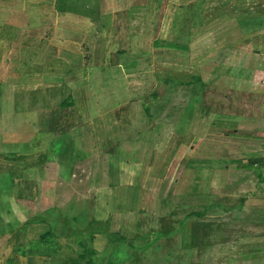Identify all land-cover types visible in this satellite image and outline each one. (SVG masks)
<instances>
[{"label": "crops", "instance_id": "crops-1", "mask_svg": "<svg viewBox=\"0 0 264 264\" xmlns=\"http://www.w3.org/2000/svg\"><path fill=\"white\" fill-rule=\"evenodd\" d=\"M230 11L231 22L250 29L243 39L259 40V50L250 41L244 51L215 41L198 43L209 18ZM253 27L258 30L251 31ZM146 33L151 36L148 47L143 44ZM166 44L188 48L191 69H181L191 74L178 68V76L166 74L162 64L182 52ZM262 60L264 0H0V218H5L0 219V264L17 257L11 249L17 234L30 244L29 219L39 218L37 226L49 223L58 231L65 225L69 231L77 216L92 215V200L122 184L120 164L132 165L129 158L117 160L125 146L139 152L137 170L155 166L158 158L170 162L169 168L181 167L175 181L183 185L196 166L210 171L208 183L219 177L221 167L230 175L243 167L232 176H245L251 184L238 191V179H232L227 187L228 193H240L237 199L214 191L213 207L191 214L203 217L226 200L228 207L220 210H229L223 220L229 222L224 230L230 234L222 243L228 247L236 237L231 222L244 229L252 225L256 211H264V193L257 191L264 185V149L259 161L246 162L256 172L246 169L241 159L220 156L225 149L250 151L249 136H264ZM209 89L244 94L246 101H228L229 112L222 113L220 99L213 97L210 105L218 109L209 111L204 98ZM253 95H261V105ZM86 124L92 130L81 135ZM68 133L71 152L62 155L55 143ZM160 143L165 147L159 154ZM77 150L90 154L75 156ZM252 184L257 194L247 197ZM195 196L200 198L199 193ZM78 200L84 203L79 215L74 204ZM184 212L173 210L165 217L169 231L183 224L178 215ZM13 217L18 218L15 227ZM172 218L178 220L172 223ZM258 222L250 230L264 231V218ZM137 229L136 224L134 233ZM117 239L115 244L126 243ZM140 245L146 246L134 241L133 247Z\"/></svg>", "mask_w": 264, "mask_h": 264}, {"label": "rangeland", "instance_id": "rangeland-1", "mask_svg": "<svg viewBox=\"0 0 264 264\" xmlns=\"http://www.w3.org/2000/svg\"><path fill=\"white\" fill-rule=\"evenodd\" d=\"M125 4L127 5L128 3ZM235 11L242 10H233V12ZM230 13L232 11L224 12L217 18L210 17L209 24L205 27L206 33L202 39H197L198 43L215 41L218 44L235 45L234 48L236 50L244 51L247 48L246 42L250 41L254 47H258V44L260 45L259 40L243 39L244 37L242 36L249 33L250 29L245 24L239 25L231 22ZM256 30L258 28H251V31ZM149 42H151V36L146 33L145 38L143 37V44L148 47ZM257 49L259 50L260 46ZM187 53L188 48L184 52H174V59L172 58L166 64H162L164 66L163 69H167L166 74L171 71L178 76L179 74L176 73L178 71L177 68L179 70L181 67L182 69H191L188 65L190 60H188ZM182 72L191 74L184 70ZM220 72L223 74L225 70ZM162 74H165L164 70ZM253 96L258 97L257 99L261 105V95ZM213 97L218 101L220 99L219 108L222 113L229 112L228 101H233L236 105H240L238 104L239 101H246L244 94L219 92L215 89H209L205 91L204 95L206 103L209 104V111L218 109L210 105V100H213ZM142 107L147 109L145 108L147 107L146 104L145 106L142 105ZM118 118L122 123H126L123 115ZM91 130L92 125L86 124L81 129L80 134L87 136ZM249 137L253 141L250 142V151L244 150L241 152V149H225L220 156L223 159L233 158L237 161L241 159L240 162L245 163L246 169L256 172L255 167L251 164L246 165V162L250 158L257 161L260 160V150L264 149V136H261L262 139L254 136ZM71 138L72 135L68 133L56 141V146L61 147L60 152L62 155H67L66 151L71 152ZM99 138L100 135L95 139L96 146L99 144ZM187 138L189 140L195 139L193 136H188ZM222 139L226 140L227 137H222ZM126 142L125 144H127ZM223 144L222 142L221 146L225 147ZM164 147V144H158L156 147L157 152L160 154ZM88 154L90 152L87 153L85 150H80V152L77 150L74 153L75 156L81 157ZM117 156H119L118 161L129 158L132 162L131 166H128L129 164L126 162L118 167L122 175L119 178L122 184H120L118 190L108 189L100 192L90 204L93 207L90 209L92 210V215H79V212L84 208V203L80 200L76 203L74 202L78 215L82 217L77 216L75 225L72 224L69 231L65 225H60V231H58V226L53 227L49 223H45V226H37L39 218L29 219L30 232L27 241L30 244L26 245L27 242H23L21 234H17L18 237H15V241L12 242L11 249L14 250L13 255H17L15 257L16 260L19 256H22V259L21 262L18 260L14 262L15 258H13L9 264H264V231H260L261 228L256 231L250 230L251 227L258 228L257 226L260 225L258 220L262 221L264 211H256L257 214H254L253 226L248 224L243 229L239 228L241 226L239 223L231 222L232 225L236 224V230L234 231L236 237L231 239L228 247L222 243H224L223 240L226 239V235L230 234L229 231L226 233L224 230L229 222L223 220L224 214L229 212V210H220V208H225L224 205L228 207L226 200H222L225 204L220 205L221 207L215 205L216 211L212 210L211 213L203 217L191 215L194 211L213 207L214 191L217 196L223 197L226 195L227 198L235 197L237 199L240 195L238 191L245 190V186L251 184L249 180L243 179L245 176L243 178L232 176L242 173L243 167H236L237 173H232V175L226 171L225 167H221L219 177L210 179V183H208L207 175L210 171L206 173L205 168L196 166L197 168L196 170L194 169L192 177L188 180L183 179V185L175 181L180 178L178 175L181 174V167L169 168L168 164L170 162L167 163L165 159L158 158L155 161V166L137 170L138 166L134 165L139 158L137 150L130 152V148L125 146L123 150H118ZM215 159V162L222 164L219 158ZM209 162L211 161L209 160ZM35 163L33 162V164ZM111 168L113 170V167ZM66 176V173L62 174L63 179H66ZM246 176L250 175L246 174ZM203 177L206 178L203 179ZM232 179H238L235 188L238 191L231 194L227 192V187H230L229 183ZM255 188V185L252 184L250 187L252 191L248 192L249 195L247 197H250V193L257 194ZM257 191L263 194L264 185L261 186V189L257 188ZM198 193L200 194L199 199H197L198 195L195 196ZM180 194L182 196L185 195V198H180ZM215 201L216 203L222 202ZM173 210H185L184 213L186 215L179 214V224L180 221L183 224L179 227L174 226V229L169 231V225L166 223L165 217ZM213 211L215 214H212ZM218 213L222 216L217 217ZM115 214L119 216H115ZM0 219L1 222L5 221L4 216ZM178 219L172 218V223ZM25 220L26 217H23V221ZM17 223L18 218L13 217L11 221L13 227ZM136 224L139 229H137V233H134L133 230ZM116 238L126 240V243L115 244L113 240ZM134 241H137V243L141 242L143 245L146 244V246L133 247ZM203 242H205V245ZM192 244L195 247H191ZM59 253L60 257L57 256ZM244 260L247 261L245 262Z\"/></svg>", "mask_w": 264, "mask_h": 264}, {"label": "trees", "instance_id": "trees-1", "mask_svg": "<svg viewBox=\"0 0 264 264\" xmlns=\"http://www.w3.org/2000/svg\"><path fill=\"white\" fill-rule=\"evenodd\" d=\"M165 47L172 48V49H177L180 51H187V47L185 46H179V45H174V44H166Z\"/></svg>", "mask_w": 264, "mask_h": 264}]
</instances>
